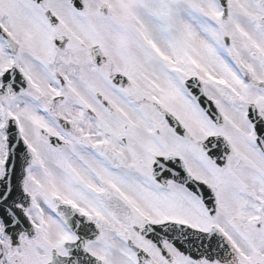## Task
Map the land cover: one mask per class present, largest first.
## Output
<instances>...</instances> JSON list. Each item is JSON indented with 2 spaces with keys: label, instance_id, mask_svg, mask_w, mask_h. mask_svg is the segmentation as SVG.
Returning a JSON list of instances; mask_svg holds the SVG:
<instances>
[{
  "label": "snow or ice",
  "instance_id": "1",
  "mask_svg": "<svg viewBox=\"0 0 264 264\" xmlns=\"http://www.w3.org/2000/svg\"><path fill=\"white\" fill-rule=\"evenodd\" d=\"M0 264H264V0H0Z\"/></svg>",
  "mask_w": 264,
  "mask_h": 264
}]
</instances>
